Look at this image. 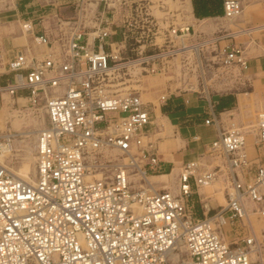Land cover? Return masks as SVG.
Wrapping results in <instances>:
<instances>
[{"label":"built area","instance_id":"built-area-1","mask_svg":"<svg viewBox=\"0 0 264 264\" xmlns=\"http://www.w3.org/2000/svg\"><path fill=\"white\" fill-rule=\"evenodd\" d=\"M250 1L223 0V16L239 14ZM91 2L95 11L86 24L82 13ZM145 3L75 0L80 15L60 20L68 28L52 37L38 32L31 19H20L47 50L38 57L18 47L6 58L0 100L7 91L33 105L43 102L47 122L38 131L34 181L18 177L0 161V264H259L249 257L258 242L242 217L245 199L262 205L258 211L264 217V154L248 155L239 124L220 128L208 146V152L222 155V164L207 169L197 158L180 165L178 192L140 185L135 178L137 171H159V155L145 128L151 110L138 91L111 88L115 71L124 67L131 75V68L141 67L140 72H154L161 57L198 52L201 43L231 36V31H217L185 43L193 25L169 23V47L140 54L141 43L136 57L121 60L119 42L105 40L113 32L115 12L139 38L155 34L160 25ZM174 38L180 41L171 43ZM227 44L217 56L220 64L247 68L243 47ZM6 140L0 134V146ZM252 145L264 148V98L256 110ZM219 176L230 187L224 189L225 203L212 206L198 189ZM197 201L200 215L195 214ZM227 223L239 229L225 241Z\"/></svg>","mask_w":264,"mask_h":264},{"label":"rangeland","instance_id":"rangeland-1","mask_svg":"<svg viewBox=\"0 0 264 264\" xmlns=\"http://www.w3.org/2000/svg\"><path fill=\"white\" fill-rule=\"evenodd\" d=\"M6 1L7 0H4V3ZM144 1L146 2V5H150V8L148 10L157 17L160 25L159 31L155 34H146V32L143 34V37H141V39L138 37V35H136V31H128L126 26L124 27L123 23L121 21H118V17L120 15L118 12H115V19L117 20L112 21L110 24L111 30L113 31V29H115V32H112L111 34L113 35L106 37L105 40H114L119 42L118 48H120L119 56H121V60L136 57L138 55L136 50L137 46L141 43L145 44L139 46V50H141V52L139 51L140 54H146L152 51L157 52L159 50L166 49L167 47H169L166 46L165 42L167 41L165 39V33H167L168 24L188 23L180 22L178 19V14L176 16V19H174V16H171L173 15V10L176 11L175 9L177 7L174 1ZM88 5L85 6V9L82 13V16L84 17L83 19H85L86 24L90 22L89 18H91V16L93 15L92 13L95 11L94 7L96 4L94 2H91ZM99 5V9H102L103 3ZM155 8H160L162 13H160L159 11H156L154 13ZM90 10L92 12H89ZM168 10L169 12H167ZM77 11L78 9H76V15L73 17L64 16L60 15V13L53 12L44 15L42 19H44V23L47 25V29H49V31H53L52 35H55L56 33L60 32L59 29L67 30L68 28V23L61 22L60 20H74V17L80 15L79 11ZM185 21H187V19ZM263 22L264 0H251L244 7L242 13L236 17L229 19L225 16H221L215 17L212 20L197 22L199 24H215V27L211 28L210 30L198 31L195 27L196 24H192L194 32L192 31L191 35L183 38L185 43H195L197 41L200 42L201 39L208 38L210 35L217 31H231V36L226 37L225 39H220L216 43H201L199 45L198 52L190 49V51L188 52H180L176 55L167 56L166 58L161 57V59H159L155 63L159 67L154 72H146L144 70L140 72L142 68L136 67L131 68L132 74L129 75L128 72L126 73V68L121 67L114 73L116 78L110 80L113 83L111 85V88H116L118 91H125L127 89L138 91L143 100L148 104V106L154 104L156 110V118L154 120L156 129L151 136L152 139L157 135H162V131H159L157 126L159 119H164L169 123L167 117L161 114L158 110L160 95L166 94L170 91L174 92L183 90H195L201 91L203 93L229 90L238 92V96L242 102L241 110L238 115H235L234 119H228V124H230V120H232L233 124L237 123L243 128L246 134V143L248 146L246 148L248 151V155L254 156V154L256 153L254 150L255 148L252 145L256 127L254 123L256 122V110L260 106L264 97V93L263 95L260 94L261 91L264 92V72L261 71L260 75L252 74L251 71L248 70V68L243 69L236 63L224 66L220 64L217 56L222 51L225 43H229L227 45L237 43L241 47H243L244 54L247 59L260 58L264 62V29H254L248 31L252 27L254 28L257 25L264 24ZM59 23L63 24L59 25ZM241 27H243L242 30L246 32H244L243 34L232 33L233 31H240ZM122 30H124L125 36L121 34ZM137 39H140V41H137ZM179 41L180 38L179 40L177 38H174L173 42L171 43L176 44ZM25 42L26 40L23 38V42L20 43L26 44ZM115 44L117 43H114L112 46H114ZM208 62L209 65L207 64ZM162 64L168 65L165 70H160V66ZM126 78H128V80ZM4 80V76L0 77L1 83H4ZM42 104L43 102L33 105L31 102L27 101L26 98L18 97L16 99V97H13L7 92L2 94V100H0V131L3 134L9 132H12L11 134L14 133L15 139L13 142L16 146L13 151L3 156V160L15 175L29 181H32L33 178L31 176L26 177L21 169L25 165L29 166L31 169H36L35 149L37 133L38 130L47 122L46 112L44 108L41 107ZM165 130L172 134V124H168L167 129L165 128ZM180 142L181 141L179 140L178 136H175L174 138L169 137L160 142L159 148L162 151L169 152L170 148L177 147ZM208 149L200 156V161H202L203 166L208 169L215 164H222V155L217 152L211 153L210 150L208 152ZM257 149L258 153L264 154L263 147H258ZM262 158L264 159V155ZM177 169L178 170L175 176V181L178 184V174L180 171V166H178ZM161 173L170 172H148L147 174L151 175ZM144 175L145 174L140 171H137V173H135V178L140 185L148 186L147 180L155 183L153 177H150L151 179H149L148 175ZM221 175L223 174L221 173ZM141 176L144 180H141ZM225 186L230 187L228 183L224 181L222 176H219L207 185H200L199 191L201 192V196L203 198L204 196H207L209 201L213 205L217 206L219 203L223 204L226 201L224 194ZM171 191L176 193V191L174 190ZM246 202L248 206V212H250L251 223L249 224L251 225L249 226V224H245L248 225L249 231H252L251 229H254L255 233L257 234L262 248V257H264V219L258 211V209L262 205L250 199L246 200ZM253 207L256 208V210H254ZM195 214L199 215L196 209ZM236 223L240 222L236 221ZM238 229V225H233L232 228L227 225L224 228L225 240L228 241L232 237L235 230ZM252 259L258 260V255L252 253Z\"/></svg>","mask_w":264,"mask_h":264},{"label":"crops","instance_id":"crops-1","mask_svg":"<svg viewBox=\"0 0 264 264\" xmlns=\"http://www.w3.org/2000/svg\"><path fill=\"white\" fill-rule=\"evenodd\" d=\"M172 1L177 6L176 11L173 10L172 16H174V19L177 18L178 14L180 22L196 24L195 27L198 31L210 30L215 27V24H199L197 22L212 20L215 17L223 16L224 13L223 0ZM3 3L4 0H0V57L2 58L3 70H7L6 58L11 57L18 47L29 46L36 56H43V53L47 50L46 45H39L32 36L23 34L21 18L31 19L38 32L43 30L52 37L53 31L47 29V25L42 19L44 15L53 12L69 17L76 15L75 0H7L4 5ZM156 11L162 13L160 8H155L154 13ZM186 19L187 21H185ZM115 20L117 19L114 18ZM118 21H120V17H118ZM240 29V31H233L232 33L243 34L246 32L242 30L243 27ZM254 29H264V24L252 27L248 31ZM113 32H115V29H113ZM112 35L110 34V36ZM23 38L26 40V44L20 43L23 42ZM196 49H198L197 45L195 46ZM247 68L252 74L260 75L261 71L264 72V62L260 58L248 59ZM263 93V91L260 92L261 95ZM241 103L238 92L231 90L214 91L212 93H202L195 90L167 92L165 98L159 100L158 110L167 117L169 123L164 119H159L157 126L159 131H162V135H157L153 139L151 136L156 129L154 122L156 110L154 104L149 106L151 122L145 127L148 133L147 139L157 149L159 155L158 172H170L148 175L149 179L152 176H168L159 178V180L169 182L170 187L159 185L157 188L164 187L178 191V184L175 181L177 167L187 160L200 158L201 154L208 149L210 142L217 136L219 129L228 125V119H234L235 115H238L241 110ZM230 122L233 123L232 120ZM170 123L172 124V134L165 130ZM254 125L256 126V122ZM175 136H178L181 141L177 147L170 148L169 152L160 150V142ZM254 148L255 152L258 153V147ZM212 206L215 205L212 204ZM194 209L198 211L199 215L201 214L198 201L195 202ZM262 261L264 262V257H262Z\"/></svg>","mask_w":264,"mask_h":264},{"label":"bare ground","instance_id":"bare-ground-1","mask_svg":"<svg viewBox=\"0 0 264 264\" xmlns=\"http://www.w3.org/2000/svg\"><path fill=\"white\" fill-rule=\"evenodd\" d=\"M246 6V5H245ZM243 11V10H242ZM242 11L239 13V14H241L242 13ZM239 14H236V15H234L233 17H236V16H238ZM233 17H227V18H229V19H231V18H233ZM21 27H22V31H23V34L24 35H26V36H32V34L30 33V32H28L27 31V29L25 28V27H23V25H22V22H21ZM33 37V36H32ZM36 42V41H35ZM37 43V42H36ZM37 44H39V43H37ZM39 45H45V44H39ZM27 50H28V53L30 54V55H34V53H33V51H32V49L29 47V46H27V48H26ZM38 57H42V56H38ZM3 63H2V58L0 57V69H2L3 70ZM4 92H7V91H3L2 92V94H4ZM8 93V92H7ZM20 98V97H19ZM24 98V97H23ZM141 98H142V96H141ZM143 99V98H142ZM243 129V128H242ZM36 130H38V129H36ZM39 131V130H38ZM244 131V130H243ZM12 132H9V133H6V134H2V133H0L2 136H4L7 140L6 141H4L3 143H2V145L0 146V161L6 166V167H8L6 164H5V162H4V160H3V156H5L7 153H9V152H11V151H13V149L14 148H16V146L14 145V139H15V135H14V133L13 134H11ZM245 133V132H244ZM246 135V134H245ZM37 136H38V133H37ZM36 143H37V138H36ZM21 171L23 172V174L26 176V177H28V176H31L34 180H35V175H36V169H31L29 166H24L22 169H21ZM21 172V173H22ZM143 174H145V175H148L147 173H144L143 172ZM144 175V176H145ZM19 177V176H18ZM153 177V179H156L155 180V183H152V182H150V180H147V185H149V186H153L154 188H156V187H158L159 185L160 186H167V187H170V184H169V182H165V181H160L159 180V178H166V177H168V176H162V177H159V176H152ZM146 178V177H145ZM24 179V178H23ZM32 179V180H33ZM33 180V181H34ZM141 180H142V176H141ZM211 182V181H210ZM210 182H207L206 184H203V185H207V184H209ZM244 203H245V207L247 208L248 206H247V202H246V199L244 200ZM257 203V202H256ZM246 208H245V212H244V216L242 217V220H243V222L244 223H247V224H249V223H251V221H250V212H248V209H247V211H246ZM263 217V216H262ZM263 219H264V217H263ZM227 225H229L228 223L223 227V230H224V228L227 226ZM251 224H249V226H250ZM252 231H250V234L251 235H253L254 237H255V239L257 240V242H258V244L257 243H254L253 245H252V249L250 250V253H249V257H250V259L252 258V253H255V254H257L258 255V261H259V264H264V262L262 261V248H261V245H260V242H259V240H258V237H257V234L255 233V231H254V229H251ZM217 231V230H216ZM222 238H224V240H225V231L223 232L222 231ZM226 241V240H225ZM158 264V263H157Z\"/></svg>","mask_w":264,"mask_h":264}]
</instances>
